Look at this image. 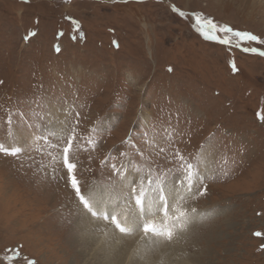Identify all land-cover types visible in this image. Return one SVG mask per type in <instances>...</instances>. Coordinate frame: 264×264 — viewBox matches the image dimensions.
I'll use <instances>...</instances> for the list:
<instances>
[{
    "label": "rangeland",
    "instance_id": "374dc122",
    "mask_svg": "<svg viewBox=\"0 0 264 264\" xmlns=\"http://www.w3.org/2000/svg\"><path fill=\"white\" fill-rule=\"evenodd\" d=\"M236 1L0 0V144L20 149L10 134L30 138L15 155L0 151V264H106L59 160L71 137L86 197L135 188L132 177L119 190L126 164L153 188L160 179L172 188L211 150L195 198L179 199L203 219L173 258L264 264V235H255L264 234V0L247 19Z\"/></svg>",
    "mask_w": 264,
    "mask_h": 264
},
{
    "label": "bare ground",
    "instance_id": "6f19581e",
    "mask_svg": "<svg viewBox=\"0 0 264 264\" xmlns=\"http://www.w3.org/2000/svg\"><path fill=\"white\" fill-rule=\"evenodd\" d=\"M253 1L254 0H239L236 3L237 11L239 12V14H241L243 17L246 18V16L249 15L251 12L252 13L256 12L257 9L255 10V6H253ZM229 3L233 5L234 0H229ZM58 124L59 122L56 123V125ZM10 136H9L10 139L9 142L11 141L16 142L18 144V148L20 149L22 148L21 146L24 147V145H26L30 140V138L27 136L23 137L22 135H15L14 133H11ZM212 154L213 153L211 152V150L207 148H203L200 151V156L198 155L200 157V161H197L199 165L197 168L195 169L193 168L192 170L194 173L193 175L194 180L192 181L191 190H189V185L187 181H185L184 183H180V181L184 179L186 172H184V174H182L181 176L178 175L179 177H177L174 181L176 183L174 187L166 188L169 182L163 184V187L166 188L164 195L169 198V203L171 205V208L169 209L168 218L164 217L162 210L161 211L156 210L157 207H159V204H157L156 207H153L152 210L149 211L146 201L143 214L137 213L138 218L135 224L132 225L133 227L132 234L120 233L118 229H116L115 232L110 227L109 224L111 223L110 219L109 220L98 219L97 217L91 216L86 212L85 209H83V212L81 211L82 216H80V219L82 220L81 228L85 234L91 233V237L96 238L94 249L91 247L93 249V254L104 255L106 259V264H180V262L177 261V258L175 259L173 258L174 255L173 252L177 248V243H179L181 237L183 236V233H185L186 230L192 228V226L195 227L198 224V220L203 219L200 216L201 214L197 209L193 208L189 211L185 210V208L181 206L180 200L186 201L189 199V197L195 198V193L193 192V188L195 187V183L198 182V180L195 179H198L199 177H206V175L210 172V170L212 171L213 164L211 165V163L214 160ZM59 160L62 161V155L59 156ZM127 165L128 164L123 166L124 169L122 170L120 169L122 172H124V175L122 176V185L119 186V190L127 188L128 183L131 181L132 177H134L133 184L135 185V188H139L140 186H143L144 189L146 190V193L149 194L150 198L158 197L159 193L156 191L155 188H153L152 184L151 185L149 184V181L151 180L149 178H145L142 181L141 180L142 175L138 176L131 171H127L126 169ZM130 192H128L126 195L123 196L117 193L112 196H109V192H106L105 190L102 191L96 189V192H92V193L95 196H98L101 199H103V201L105 202L104 207L106 211L113 212V214H117L121 223L127 226V221L129 220V217L134 215L132 210L133 208L136 207L134 203V199L128 201ZM179 209H183L186 212V216L180 217V219L177 220L176 216L178 215ZM144 221L155 223L158 229H163L165 227L173 228L175 232L173 239L170 240L169 244H167L165 243L166 239L163 237L156 236L153 234H145L143 231ZM200 225H202V222ZM113 227L115 228L114 225ZM105 228H107V230H104ZM96 230H98L99 233L96 232ZM85 239H87V237ZM83 245L84 247L88 246L85 245L84 243ZM92 246H94V244H92ZM83 253L84 256H86L85 255L86 252L84 251ZM103 258L104 257H102L101 259ZM197 259H198L197 257L194 258V260L196 261Z\"/></svg>",
    "mask_w": 264,
    "mask_h": 264
},
{
    "label": "snow or ice",
    "instance_id": "6c2138e0",
    "mask_svg": "<svg viewBox=\"0 0 264 264\" xmlns=\"http://www.w3.org/2000/svg\"><path fill=\"white\" fill-rule=\"evenodd\" d=\"M183 15V13H181ZM209 27L217 29L219 32H223L225 34L231 33L235 37L243 38L249 41H258L259 38L251 33H246V32H240L233 30L230 27L224 26V27H219L217 25L212 24L209 22ZM203 32V29H201ZM205 35L206 39H211L214 41H217L220 44L223 45H230L232 43L231 39H225L223 37H218L217 35H209L207 32H203ZM59 50V49H57ZM245 52L252 51V52H257V49L254 48H244L243 49ZM259 55L264 56V52H259ZM232 68L233 71H237L235 63H232ZM260 118L264 120V115H261ZM75 137H71L67 140V146H65L62 150V157H63V166L67 170L68 178L70 181V184L72 188L75 190V195L80 201L81 205L83 208L86 210L88 214H90L93 217H97L98 219H104V220H111V223L115 226L116 229L119 230L120 233H125V234H132L133 232V227L132 225L135 224L138 215L143 214L144 208H145V202L147 201V207L149 211L152 210L153 207H156L157 204H159V207H157V211H163V215L165 218H168L169 216V209L171 208V205L169 203V198L164 195L165 188L163 187V180L160 179L157 182V188L156 191L159 193L158 197L150 198L149 194L146 193V190L144 189L143 186H140L139 188H132L131 192L129 194V200L134 199L135 203V208H133V213L131 217H129V220L127 221V226L125 224L121 223L120 219L118 218L117 214H113V212L106 211L104 207V201L98 196H95L93 193H89L88 196L86 197L84 194H82L81 188L79 186V181L76 178L75 175V169L77 167L76 163L72 162L70 153L73 148V140ZM20 149H15L11 151L12 155H15L17 151ZM0 151L3 152H9L10 150L5 148L4 145L0 144ZM181 159H183L181 157ZM115 167V166H113ZM193 166L191 164L187 165V172L183 180L180 181V183H184L185 181L188 182L189 185V190H191V185H192V180H193ZM153 181H149V184L151 185ZM206 186L204 188V191L200 192V195H204L206 192ZM154 214V213H153ZM186 216V212L183 209L178 210V215L176 216V219L179 220L180 217ZM143 231L145 234H153L156 236H160L165 238L166 240H172L175 232L173 228L171 227H165L163 229H158L156 224L153 222H148L144 221L143 222ZM257 236L264 235L262 233H255ZM30 264H34V262H30Z\"/></svg>",
    "mask_w": 264,
    "mask_h": 264
}]
</instances>
